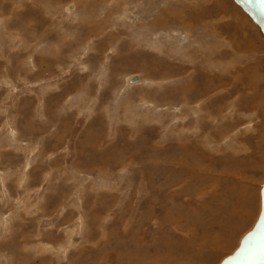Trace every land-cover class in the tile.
<instances>
[{"label": "rangeland", "instance_id": "1", "mask_svg": "<svg viewBox=\"0 0 264 264\" xmlns=\"http://www.w3.org/2000/svg\"><path fill=\"white\" fill-rule=\"evenodd\" d=\"M245 1L0 0V264L249 261L264 30Z\"/></svg>", "mask_w": 264, "mask_h": 264}, {"label": "bare ground", "instance_id": "2", "mask_svg": "<svg viewBox=\"0 0 264 264\" xmlns=\"http://www.w3.org/2000/svg\"><path fill=\"white\" fill-rule=\"evenodd\" d=\"M259 1V2H258ZM242 2V1H241ZM245 2H249L248 4L251 6L252 10L256 13L257 16H255V21H257L256 23H258V25L261 27V32H263L264 30V0H246ZM244 2V3H245ZM246 4V5H248ZM261 4V6H260ZM252 13V12H251ZM237 18V17H236ZM234 19V18H233ZM204 20V19H203ZM246 21V20H245ZM242 23V22H241ZM247 23V22H246ZM234 24V22H233ZM237 25V24H236ZM244 26V25H243ZM258 26V27H259ZM256 27V25H255ZM263 29V30H262ZM238 30V28H237ZM241 31V30H240ZM247 33V32H246ZM264 33V32H263ZM242 34V33H241ZM244 34V33H243ZM261 35V34H260ZM243 36V35H242ZM262 36L264 37V34H262ZM243 38V37H242ZM264 39V38H263ZM247 40V39H246ZM262 40V39H261ZM230 41V40H229ZM240 42V41H239ZM243 42V41H242ZM246 43V42H245ZM241 44V43H240ZM243 44V43H242ZM253 45V44H251ZM250 48V47H249ZM254 48V47H253ZM262 67V66H261ZM259 73V72H258ZM257 73V74H258ZM256 74V73H255ZM257 79V78H256ZM258 82V81H257ZM257 87V86H256ZM264 204V196H263V199H262V205ZM261 212H262V209H261ZM261 212H260V215H261ZM260 217V216H259ZM259 219V218H258ZM258 221V220H257ZM263 227H264V217H263ZM257 225V222L256 224L254 225L253 229L248 233V235L245 237L246 239H244L245 241V244L244 246L246 245H249L248 247V253H249V261L246 263V264H259L261 262V264L264 263V244H263V237L259 231V229L256 227ZM258 237L257 239V244L254 242L255 238ZM244 247H241V249L243 250ZM245 250V249H244ZM240 252V250H238ZM246 251V250H245ZM239 255V253H238ZM237 255V256H238ZM230 257L226 264H240L239 262V259H243V258H238V257ZM248 259V258H247ZM245 260V259H244ZM231 261V262H230ZM243 262V261H242ZM245 263V262H244Z\"/></svg>", "mask_w": 264, "mask_h": 264}, {"label": "water", "instance_id": "3", "mask_svg": "<svg viewBox=\"0 0 264 264\" xmlns=\"http://www.w3.org/2000/svg\"><path fill=\"white\" fill-rule=\"evenodd\" d=\"M263 217H264V204L262 205V212H261V215H260V217H259V219L257 221V225H256V227L259 229V231H260V233H261V235L263 237L262 241H263V244H264V227L262 225L263 224L262 223L263 222ZM247 262H245L243 264H246Z\"/></svg>", "mask_w": 264, "mask_h": 264}]
</instances>
